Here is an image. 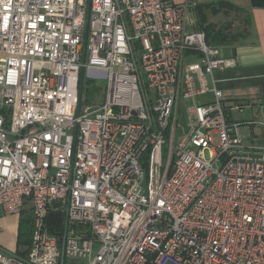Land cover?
Here are the masks:
<instances>
[{"label": "built area", "instance_id": "obj_1", "mask_svg": "<svg viewBox=\"0 0 264 264\" xmlns=\"http://www.w3.org/2000/svg\"><path fill=\"white\" fill-rule=\"evenodd\" d=\"M86 12L0 0V209L32 229L0 264H59L46 220L66 209L69 263L264 264V144L214 78L233 64L185 5L90 0L85 39ZM81 70L105 95L77 111Z\"/></svg>", "mask_w": 264, "mask_h": 264}, {"label": "crops", "instance_id": "obj_2", "mask_svg": "<svg viewBox=\"0 0 264 264\" xmlns=\"http://www.w3.org/2000/svg\"><path fill=\"white\" fill-rule=\"evenodd\" d=\"M168 1L186 6L187 32L202 29L200 18L204 24H211L216 28L229 27L232 37L224 45L217 47L233 65L214 73L216 87L222 92L226 104L237 103L244 108L254 107L257 110L264 106V0ZM246 124L250 134L264 144V133L255 134L254 123ZM25 213L29 214L28 206L15 216H6L0 209V249L16 256L17 252L27 250L26 247L18 248L17 245L18 224Z\"/></svg>", "mask_w": 264, "mask_h": 264}, {"label": "trees", "instance_id": "obj_3", "mask_svg": "<svg viewBox=\"0 0 264 264\" xmlns=\"http://www.w3.org/2000/svg\"><path fill=\"white\" fill-rule=\"evenodd\" d=\"M227 6L235 9L232 5L223 2ZM222 5V4H221ZM200 24H201V30L205 34L206 41L211 46H221L224 45L231 37L232 34L230 33L229 27H219L216 28V26L211 24H204V21L200 18ZM47 228L48 231L59 238V241L61 242L63 232H64V216L59 211H51L47 215ZM31 219L28 213H25L21 216L19 224H18V234H17V245L18 248L23 246L26 247V251H23L22 253H16L18 257L21 259H25L29 246H30V240H31ZM65 264V261H64Z\"/></svg>", "mask_w": 264, "mask_h": 264}, {"label": "rangeland", "instance_id": "obj_4", "mask_svg": "<svg viewBox=\"0 0 264 264\" xmlns=\"http://www.w3.org/2000/svg\"><path fill=\"white\" fill-rule=\"evenodd\" d=\"M105 80L104 79H93L88 78L86 74L84 75L83 87H82V97H81V107L94 106L102 104L105 95ZM242 112L233 111L231 113V120L240 124L254 123L253 132L255 134L264 133V125H259L258 122L261 121L260 112L256 108L245 107ZM179 122L184 125L185 116L184 110L181 111V117H179ZM258 124V125H257ZM163 155H165V149H163ZM65 264H85L83 260H73L71 263L65 259Z\"/></svg>", "mask_w": 264, "mask_h": 264}, {"label": "water", "instance_id": "obj_5", "mask_svg": "<svg viewBox=\"0 0 264 264\" xmlns=\"http://www.w3.org/2000/svg\"><path fill=\"white\" fill-rule=\"evenodd\" d=\"M89 9H90V0H87V12H86V20H85V39H86V34H87V29H88V20H89ZM85 39H84V43H85ZM85 45V44H84ZM84 56H85V50H83L82 53V62H84ZM83 70L80 71V75H79V84H78V96H77V105H76V110H79L80 107V100H81V94H82V84H83ZM258 111L260 112L261 115V122H258L259 125H264V106H260ZM67 209L65 210V215H64V232H63V237H62V241H61V245H60V258H59V264H64V239H65V235H66V228H67V215H66ZM0 251L5 252L6 254H10L18 259H20L19 257H17L14 254L11 253H7L6 251H3L2 249H0Z\"/></svg>", "mask_w": 264, "mask_h": 264}]
</instances>
